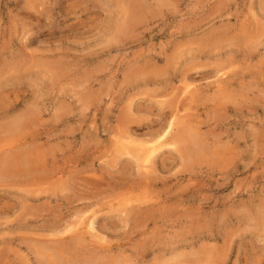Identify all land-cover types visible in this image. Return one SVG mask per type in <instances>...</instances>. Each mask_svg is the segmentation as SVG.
I'll return each mask as SVG.
<instances>
[{
    "label": "rangeland",
    "instance_id": "rangeland-1",
    "mask_svg": "<svg viewBox=\"0 0 264 264\" xmlns=\"http://www.w3.org/2000/svg\"><path fill=\"white\" fill-rule=\"evenodd\" d=\"M100 263L264 264V0H0V264Z\"/></svg>",
    "mask_w": 264,
    "mask_h": 264
},
{
    "label": "bare ground",
    "instance_id": "bare-ground-1",
    "mask_svg": "<svg viewBox=\"0 0 264 264\" xmlns=\"http://www.w3.org/2000/svg\"><path fill=\"white\" fill-rule=\"evenodd\" d=\"M187 88L188 89H190V92L191 91H193V86L192 85H188L187 86ZM181 108V107H180ZM176 109H178V108H175V110ZM174 110V112L176 113V115L177 114H179V112L180 111H178L177 110V112ZM173 112V113H174ZM172 113V114H173ZM178 116V115H177ZM176 117V116H175ZM188 118V117H187ZM186 117L182 120V123L183 124H185L186 125V123L189 121V120H186L187 119ZM189 122H191V121H189ZM188 122V123H189ZM187 123V124H188ZM183 124H181V125H183ZM173 123L170 125V128H172L173 127ZM170 128L166 131V132H163L162 133V135H160V136H158L157 135V139L156 138H154V139H156V142L155 143H139V148H138V151H135L134 152V154L132 155L136 160H137V162L139 163L138 165H139V168L144 172V174H146V175H148V173H149V171H151V169L153 168V166H154V159H155V154H156V152H157V150H159L160 148V146H156V144L157 143H160V141L162 140V139H164L167 135H168V133H169V131H170ZM191 130V129H190ZM184 131V130H183ZM185 131H186V128H185ZM186 132H188V131H186ZM183 133V132H182ZM127 135H128V131H127V133H126ZM129 135L132 137V135L129 133ZM181 137H182V135H180ZM192 136V135H191ZM128 137V136H127ZM131 137H129V139L127 138V142L128 143H130L131 144V142H129L130 141V139H132ZM192 137H194L195 138V136H192ZM194 138H192V141H194L195 140V142L197 141L196 139H194ZM197 138V137H196ZM179 138H177V140H178ZM191 139V138H190ZM179 140H181V139H179ZM185 140H186V138H185ZM151 141V140H150ZM149 141V142H150ZM155 141V140H154ZM183 141V140H182ZM191 141V140H190ZM163 142V141H162ZM176 142V141H175ZM178 142V141H177ZM180 143V142H179ZM189 143V142H188ZM192 143V142H191ZM199 142H196V144H198ZM164 144V143H163ZM166 145V144H165ZM170 145H172V143L170 144ZM162 146V145H161ZM177 146H179V145H177ZM183 146V145H182ZM182 146H179L180 148L179 149H181V147ZM187 146V145H186ZM191 146H192V144H191ZM193 147V146H192ZM196 147H198L199 148V145L198 146H196ZM159 148V149H158ZM161 148H163V147H161ZM188 148V147H187ZM185 149H186V147H185ZM194 149V148H193ZM199 149H201V148H199ZM183 150V149H182ZM181 150V152L183 153V151ZM187 150V149H186ZM190 150V149H189ZM196 150H198L197 148H196ZM199 151H201V150H199ZM184 152H185V150H184ZM191 153H193V152H191ZM191 153L189 154V152L188 153H184V154H188V156L189 155H191ZM197 154V152H195V155ZM5 160V159H4ZM7 162V161H6ZM5 166H6V164H5ZM7 168V167H6ZM9 170V169H8ZM12 171V170H11ZM149 174H151V173H149ZM142 183H144V182H142ZM144 185V184H143ZM146 185V184H145ZM84 210V209H83ZM83 210H81V211H83ZM134 210V209H133ZM95 214V213H94ZM77 216V215H76ZM79 216V215H78ZM77 220V219H76ZM77 222V226H79V227H81L80 228V232L82 231V230H86V233H88V234H90L91 235V237H93V238H97L98 239V241L99 242H106V239L104 238V237H102L101 235H100V233H99V231H98V229H97V227H96V215H92V216H89V217H87V216H82V215H80L79 217H78V221H76ZM75 224V223H74ZM55 230V229H54ZM82 234H84V232H82ZM81 235V234H80ZM84 239V238H83ZM77 241V240H76ZM77 243V242H76ZM61 246V245H60ZM97 249V248H96ZM110 251V250H109ZM102 253V252H101ZM98 254V253H97ZM104 255H106V253L104 254ZM103 255V256H104ZM100 256V255H99ZM106 257H107V255H106ZM96 258V257H95ZM94 260V259H93ZM96 260V259H95ZM94 260V261H95ZM99 261V260H98ZM100 262V261H99ZM102 262V261H101ZM101 264V263H100Z\"/></svg>",
    "mask_w": 264,
    "mask_h": 264
}]
</instances>
